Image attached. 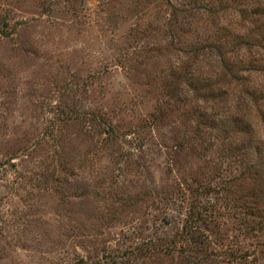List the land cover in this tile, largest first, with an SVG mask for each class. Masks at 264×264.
<instances>
[{"label":"rangeland","instance_id":"1","mask_svg":"<svg viewBox=\"0 0 264 264\" xmlns=\"http://www.w3.org/2000/svg\"><path fill=\"white\" fill-rule=\"evenodd\" d=\"M263 24L0 0V264H264Z\"/></svg>","mask_w":264,"mask_h":264},{"label":"trees","instance_id":"2","mask_svg":"<svg viewBox=\"0 0 264 264\" xmlns=\"http://www.w3.org/2000/svg\"><path fill=\"white\" fill-rule=\"evenodd\" d=\"M258 11H259V8L258 7H254V9L251 11V13L252 14H254V16H255V18H257L256 17V15L257 16H260L261 15V13H259L258 14ZM263 13V12H262ZM264 27V24L262 25V26H260L259 28H260V31H262L261 29ZM259 28H258V30H259ZM258 35L261 37L262 35L264 36V32L262 31V35L260 34V33H258ZM262 38V40H264V37H261ZM250 101H251V99H250Z\"/></svg>","mask_w":264,"mask_h":264}]
</instances>
